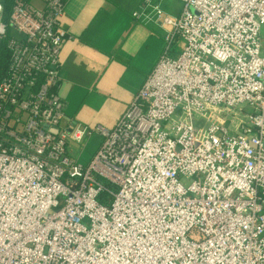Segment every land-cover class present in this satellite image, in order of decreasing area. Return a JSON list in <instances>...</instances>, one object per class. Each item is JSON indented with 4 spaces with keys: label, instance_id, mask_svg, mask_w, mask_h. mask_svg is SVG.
Here are the masks:
<instances>
[{
    "label": "built area",
    "instance_id": "2783aa9c",
    "mask_svg": "<svg viewBox=\"0 0 264 264\" xmlns=\"http://www.w3.org/2000/svg\"><path fill=\"white\" fill-rule=\"evenodd\" d=\"M178 1L134 14L163 50L89 128L64 124L67 0H0V264H264V0Z\"/></svg>",
    "mask_w": 264,
    "mask_h": 264
},
{
    "label": "crops",
    "instance_id": "0c3cea01",
    "mask_svg": "<svg viewBox=\"0 0 264 264\" xmlns=\"http://www.w3.org/2000/svg\"><path fill=\"white\" fill-rule=\"evenodd\" d=\"M178 15V0H158ZM144 0H67L61 27L73 39L61 53L60 93L67 103L64 124L94 128L116 125L151 73L164 47V30L134 14ZM101 144L94 133L70 153L88 164Z\"/></svg>",
    "mask_w": 264,
    "mask_h": 264
},
{
    "label": "trees",
    "instance_id": "16d2710c",
    "mask_svg": "<svg viewBox=\"0 0 264 264\" xmlns=\"http://www.w3.org/2000/svg\"><path fill=\"white\" fill-rule=\"evenodd\" d=\"M6 6L7 9L10 8V6L12 5L13 0H2Z\"/></svg>",
    "mask_w": 264,
    "mask_h": 264
},
{
    "label": "rangeland",
    "instance_id": "374dc122",
    "mask_svg": "<svg viewBox=\"0 0 264 264\" xmlns=\"http://www.w3.org/2000/svg\"><path fill=\"white\" fill-rule=\"evenodd\" d=\"M99 137H101L100 135H99ZM101 141H102V138H101ZM86 165V164H85Z\"/></svg>",
    "mask_w": 264,
    "mask_h": 264
}]
</instances>
